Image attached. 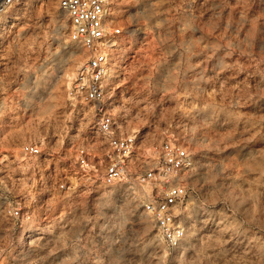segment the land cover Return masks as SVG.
Returning <instances> with one entry per match:
<instances>
[{
	"label": "clouds",
	"instance_id": "9594fccd",
	"mask_svg": "<svg viewBox=\"0 0 264 264\" xmlns=\"http://www.w3.org/2000/svg\"><path fill=\"white\" fill-rule=\"evenodd\" d=\"M0 264H264V0H0Z\"/></svg>",
	"mask_w": 264,
	"mask_h": 264
}]
</instances>
